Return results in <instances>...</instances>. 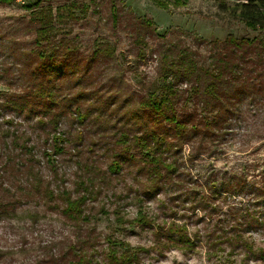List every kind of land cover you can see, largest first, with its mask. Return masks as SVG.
I'll use <instances>...</instances> for the list:
<instances>
[{"label": "rangeland", "instance_id": "374dc122", "mask_svg": "<svg viewBox=\"0 0 264 264\" xmlns=\"http://www.w3.org/2000/svg\"><path fill=\"white\" fill-rule=\"evenodd\" d=\"M157 1L0 3V264H264V31ZM182 53L234 89L164 96Z\"/></svg>", "mask_w": 264, "mask_h": 264}, {"label": "trees", "instance_id": "16d2710c", "mask_svg": "<svg viewBox=\"0 0 264 264\" xmlns=\"http://www.w3.org/2000/svg\"><path fill=\"white\" fill-rule=\"evenodd\" d=\"M11 0H0V3H9ZM186 0H174L176 5H179ZM158 5L165 8V4L158 0ZM230 12V16L233 18L238 19L241 21L245 27L250 29H260L261 31H264V0H245L243 3H239L232 7L231 9H228ZM49 20L48 18L42 19V27L45 28L48 24ZM42 30L44 31V29ZM228 43L233 45L234 47H240V43L242 40H232L231 38L226 40ZM169 63H166V67L164 69V72L161 76L163 81V94L166 95H174L175 91L173 89V81H170L169 76H172V79H178L180 76L185 78L186 82H188L191 77L194 75L196 76V79L198 82L200 81L202 84L206 81H208V84L205 85L209 88V93L213 96H218L220 88L225 86H229V83L227 81V78H225L224 73L226 70H228L227 67L213 66V70L210 73L211 79L210 80H203L205 78V74L208 73V70H198L194 68V62L191 59L190 56H186L185 53H182L181 55L177 57H173L169 60ZM236 66V65H233ZM227 68V69H225ZM237 75V74H236ZM168 81V82H167ZM198 85V84H196ZM195 88L194 86H192ZM232 88V87H231ZM234 89V88H232ZM223 92V90H221ZM162 97L158 100L157 98L150 97L146 102V106L150 107L154 111L161 112L162 107L165 106V104L168 102V99L166 97ZM80 120L82 121L84 119V116L79 115ZM169 121L173 122L176 125H179L178 120L175 117H171ZM140 139V138H139ZM144 142V141H143ZM142 142V144H143ZM62 151L61 147H56L55 152L60 153ZM114 169H119V166L117 164L113 165ZM166 168L168 170H174L173 166L166 165ZM86 198L85 197H79L76 199H71L70 196L65 197V207L63 209V214L68 217L71 220H78L87 219L86 217L82 216L83 213V205L85 203ZM182 234L181 232L179 235ZM182 236V235H180Z\"/></svg>", "mask_w": 264, "mask_h": 264}, {"label": "built area", "instance_id": "2783aa9c", "mask_svg": "<svg viewBox=\"0 0 264 264\" xmlns=\"http://www.w3.org/2000/svg\"><path fill=\"white\" fill-rule=\"evenodd\" d=\"M18 1H20V0H18Z\"/></svg>", "mask_w": 264, "mask_h": 264}]
</instances>
